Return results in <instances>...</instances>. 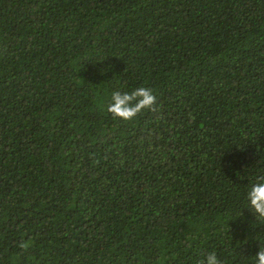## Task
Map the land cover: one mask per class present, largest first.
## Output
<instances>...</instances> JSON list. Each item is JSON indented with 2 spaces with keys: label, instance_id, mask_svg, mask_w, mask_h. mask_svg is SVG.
Listing matches in <instances>:
<instances>
[{
  "label": "trees",
  "instance_id": "16d2710c",
  "mask_svg": "<svg viewBox=\"0 0 264 264\" xmlns=\"http://www.w3.org/2000/svg\"><path fill=\"white\" fill-rule=\"evenodd\" d=\"M257 177L264 0H0V264H255Z\"/></svg>",
  "mask_w": 264,
  "mask_h": 264
},
{
  "label": "clouds",
  "instance_id": "9594fccd",
  "mask_svg": "<svg viewBox=\"0 0 264 264\" xmlns=\"http://www.w3.org/2000/svg\"><path fill=\"white\" fill-rule=\"evenodd\" d=\"M135 99V103H128ZM156 96L148 87H137L133 91L114 90L107 110L122 120L133 119L142 109L150 108L155 103ZM247 202L258 218L264 219V177H257L247 191ZM29 241H22L21 248L27 247ZM202 264H221L215 251L210 252ZM255 264H264V247L255 254Z\"/></svg>",
  "mask_w": 264,
  "mask_h": 264
}]
</instances>
